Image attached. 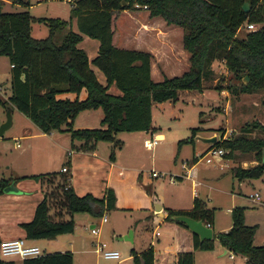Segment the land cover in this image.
I'll return each instance as SVG.
<instances>
[{
    "label": "trees",
    "instance_id": "trees-1",
    "mask_svg": "<svg viewBox=\"0 0 264 264\" xmlns=\"http://www.w3.org/2000/svg\"><path fill=\"white\" fill-rule=\"evenodd\" d=\"M243 2L76 0L71 10L77 31L69 29L59 42L55 38L65 20L35 18L27 10L5 12L0 8V55L8 57L11 85L8 100L1 96L0 100L5 108L16 107L44 132L63 126L71 140L81 142L75 149L92 150L95 141L113 140L117 131L151 129L152 103L175 99L178 89L201 90L214 60H222L239 79L248 76V83L240 85L241 92L262 89L264 23L252 30L245 28L242 35L237 31L246 23L258 24L263 20L264 0H249L247 12L242 9ZM128 11L134 12L133 22H127L124 30L121 16ZM33 20L47 24V36L31 35ZM84 35L99 41L98 52L90 61L86 51L78 46ZM90 63L102 72L104 84ZM112 84L119 90L118 94L109 91ZM82 90L85 96L79 98ZM62 92H74L76 97H58ZM93 108L102 109L100 127H72L78 112ZM198 130L199 127H192V135L187 140L192 142ZM240 130L225 138L221 134L209 149L226 148L225 158H230L234 150L253 151L260 161L251 167L236 166L234 175L259 177L264 168V121L246 123ZM255 130L260 134L251 135ZM193 159L196 161V156ZM44 174L0 179V193L10 181L26 177L41 184L49 180L52 185L50 191L43 192L33 217L20 223L27 240L54 238L71 232L73 212L101 214L115 206L112 188H107L103 197L91 193L79 196L69 186L68 169ZM166 211L162 222L184 228L186 242L177 236L175 244H166L161 252L149 246L140 253L138 264H194V251L213 249L215 239L232 253L244 257L246 264H264V244L253 243L255 226L244 223L241 209L233 210L229 229L217 232L209 240H200L185 223L170 218L171 214L183 213L210 224L212 210L203 200L195 196L190 209L167 208ZM65 215L69 218L64 219ZM171 256L173 260L169 261ZM19 259L21 264H73L69 250ZM0 264H16V261L0 257Z\"/></svg>",
    "mask_w": 264,
    "mask_h": 264
},
{
    "label": "rangeland",
    "instance_id": "rangeland-1",
    "mask_svg": "<svg viewBox=\"0 0 264 264\" xmlns=\"http://www.w3.org/2000/svg\"><path fill=\"white\" fill-rule=\"evenodd\" d=\"M22 1L23 4L19 0H0V8L5 12L27 10L35 18L57 17L65 20L66 24L55 38L57 42L69 29L77 31L71 10L76 0ZM132 15V11L122 14L124 30L127 22L132 24ZM262 15L263 20L255 24L256 28L264 23V3ZM31 26L33 37L47 36L46 23L33 20ZM244 32L245 26L242 25L237 34L242 35ZM78 45L92 59L98 52L99 41L85 36V40H81ZM90 66L104 81L102 72L95 65ZM9 71L8 57L0 55V96L6 101L11 94ZM243 76L239 79L222 60H214L201 90L178 89L175 99L152 103L151 129L121 130L114 134L113 140L95 141L89 151L95 150L98 156L106 159H112L113 156L110 188L116 195L115 206L105 209L101 214L91 211L73 212L71 218L74 228L71 232L58 234L55 240L57 244L53 245L48 238L37 239L36 244L41 253L70 250L73 264H138L144 249L150 245L153 249H159L172 241L170 229L161 224L158 218L152 217L155 203L189 205L193 202L194 190L197 191L195 196L212 210L211 228L214 233L229 229L233 222V210L241 209L244 223L255 226L253 243L264 244V168L256 178H240L231 172L236 166L251 167L257 164L259 156L256 157L253 151L234 150L227 159L226 148H222L224 154L221 156L207 154L210 144L196 139V136L213 134L216 138L225 133L233 135L241 131L246 123L264 121V88L241 92ZM114 87H110L109 91H114ZM57 96L73 99L76 93L62 92ZM83 97L82 90L79 98ZM102 116L101 108L82 110L75 116L72 127H100ZM4 119L5 106L0 100V124ZM192 127H199V130L191 142L187 139L192 135ZM220 128H224V132ZM26 130H29L27 135ZM155 133H161L160 140L151 149L145 148L144 138H151ZM250 134L259 135L260 132L255 130ZM77 143V140H71L63 126L44 132L13 107L12 124L0 136V179L10 175L15 178L23 174L58 172L67 157H70L68 150H75ZM193 155L197 157L194 163ZM206 157H210L211 161L206 162ZM190 164H194L193 171L186 177ZM152 171L158 175L153 176ZM172 178L175 182L171 181ZM193 180L197 182L196 186H193ZM42 185L43 192L52 188L49 180L43 181ZM256 191L260 194L261 202L248 197ZM104 216L107 218L105 222ZM66 218H69L68 215H65ZM92 224L99 227L98 235L90 231ZM156 229L160 233L157 236L153 235ZM101 242L117 250L120 258H105L97 250V244ZM215 242H218L217 239ZM200 253L208 252L202 250ZM9 259L21 264L18 257ZM197 264H208V261L199 258Z\"/></svg>",
    "mask_w": 264,
    "mask_h": 264
},
{
    "label": "crops",
    "instance_id": "crops-1",
    "mask_svg": "<svg viewBox=\"0 0 264 264\" xmlns=\"http://www.w3.org/2000/svg\"><path fill=\"white\" fill-rule=\"evenodd\" d=\"M31 29H32V26H31ZM82 40H85V35L83 36ZM88 58L90 61L91 58L89 55H88ZM93 70L98 80L104 84L105 77H104V81L100 80L95 69ZM110 87L113 88L114 87L113 84L110 85ZM114 88L115 89L114 91H112V93L118 94L119 90L116 87ZM0 90H1V86H0ZM84 96H85V92H84ZM27 133H29V130L25 131V135H27ZM154 135H157L158 137H160L161 133H155ZM229 135H226L225 133L223 137L225 138V137H228ZM17 145H19V143H17ZM80 145H81V142L78 141L77 146H80ZM75 150L73 151L68 150V153H69L68 155L70 157H67L66 159L67 161L65 162V164L62 165V166H66L68 169V172L70 175L69 176V186H71L74 192L79 196L84 195L86 193H91L92 195L96 197H103L106 189L110 188V183H111L113 168H114L113 167L114 165L113 156H112V159L111 158L106 159L105 157L98 156L95 150L89 151V150H84L82 148L78 149L79 152ZM196 161L193 159V163ZM193 165L194 164H190L189 173L190 172L192 173ZM234 169L235 168L231 169V172L233 175H234ZM33 174L35 173L17 175L16 177L24 176V175L29 176ZM188 176L189 174L186 175V177ZM179 177L182 178L183 176H179ZM2 178H12L13 179V176L10 175L8 177H2ZM171 181L175 182V179L174 180L172 179ZM10 183H13L15 187L19 190V192L8 193V192L3 191L2 193H0V197L3 200V203L0 204V241L2 239H7V238L25 236L24 229L20 226V223L29 221L33 217L35 207L43 197L41 183L34 178L26 177L23 179L12 180L10 181ZM192 184L193 186H196L197 182L193 180ZM255 193H257L258 196H256ZM193 194L195 197V195H197V191L194 190ZM248 197H250L255 202L256 201L261 202L260 194L257 191L254 192L253 195L251 194ZM159 204L162 206L160 210L162 215H159L160 211H156L155 207H153L152 217L158 218L161 224H163L164 226L170 229V240H172L171 242H167L163 244L161 248L154 249L155 251L161 252V250L163 249V246H165L166 244H175L177 236L182 241L186 242V231L184 228L180 226H176V225H167L162 222V220L167 214L166 209L168 208L172 210H188L192 207V204H189V205H167L163 203H159ZM91 226H93V224ZM209 226L212 227V222L209 224ZM159 234L160 233L157 229L153 232V235L155 236ZM48 239L51 241L53 245L58 243L57 241H55L57 240L56 237L48 238ZM26 241L30 244L37 245L36 244L37 240H27L26 239ZM53 251H65V250H53ZM200 251L202 250L198 249L194 251V264H197V259L199 258L200 259L202 258V260L206 262L208 261V264H246L244 257L232 253L230 250L224 248L219 242L216 243L215 240H214V248L211 250H206L208 253L202 254L200 253ZM168 260L172 261L173 256H171Z\"/></svg>",
    "mask_w": 264,
    "mask_h": 264
},
{
    "label": "built area",
    "instance_id": "built-area-1",
    "mask_svg": "<svg viewBox=\"0 0 264 264\" xmlns=\"http://www.w3.org/2000/svg\"><path fill=\"white\" fill-rule=\"evenodd\" d=\"M246 29H255L256 26L253 23H246L244 24ZM160 140V137L157 135H154L151 138H144L143 145L147 149H151L155 144L158 143ZM207 154L211 155H222L223 150L222 149H215L211 148L208 149ZM206 161L210 162L211 158L206 157ZM62 171H67L66 166L61 167ZM151 174L153 176H157L158 173L156 171H152ZM191 175V172L189 173V176ZM173 179V178H172ZM174 180V179H173ZM256 196L257 193H255ZM106 216L103 217V221H106ZM209 225V224H207ZM90 231L93 234L98 235L99 233V227L96 225L91 226ZM158 233V232H156ZM97 250L105 257V258H111L116 259L120 257V253L117 250H114L112 248H109L108 244L105 242H101L97 244ZM41 254L40 248L35 244H30L26 241L25 237H15V238H7L2 239L0 241V257L3 258H11V257H18V258H26V257H33L36 255Z\"/></svg>",
    "mask_w": 264,
    "mask_h": 264
},
{
    "label": "water",
    "instance_id": "water-1",
    "mask_svg": "<svg viewBox=\"0 0 264 264\" xmlns=\"http://www.w3.org/2000/svg\"><path fill=\"white\" fill-rule=\"evenodd\" d=\"M250 8V2L249 0H244L242 4V9L244 11H248ZM243 82L247 83L248 82V76H243ZM12 124V107L8 105L5 108V119L4 121L0 124V136L4 135V132L11 126ZM197 139L201 140L202 142L206 143H214L216 141V135H211V136H196ZM3 191L8 192V193H17L19 190L15 187L13 183H9L6 187H4ZM155 210L160 211L161 210V205L159 203H155ZM162 215L161 211L160 214ZM170 218L172 220L176 221H181L187 225V227L195 232L200 240H209L212 239L213 236L216 234L213 232L212 228L205 224L201 219H195L187 214L179 213V214H171ZM124 238H128L125 236Z\"/></svg>",
    "mask_w": 264,
    "mask_h": 264
}]
</instances>
